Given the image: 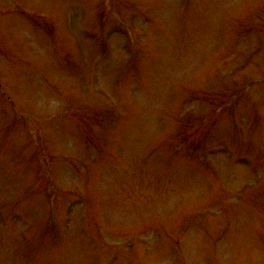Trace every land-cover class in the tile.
<instances>
[{
    "label": "rangeland",
    "instance_id": "rangeland-1",
    "mask_svg": "<svg viewBox=\"0 0 264 264\" xmlns=\"http://www.w3.org/2000/svg\"><path fill=\"white\" fill-rule=\"evenodd\" d=\"M0 264H264V0H0Z\"/></svg>",
    "mask_w": 264,
    "mask_h": 264
}]
</instances>
